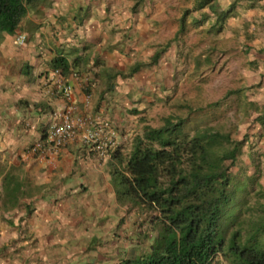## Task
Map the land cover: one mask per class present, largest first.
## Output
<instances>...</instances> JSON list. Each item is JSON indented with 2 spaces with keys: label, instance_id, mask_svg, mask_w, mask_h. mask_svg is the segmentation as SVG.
<instances>
[{
  "label": "crops",
  "instance_id": "crops-1",
  "mask_svg": "<svg viewBox=\"0 0 264 264\" xmlns=\"http://www.w3.org/2000/svg\"><path fill=\"white\" fill-rule=\"evenodd\" d=\"M137 1L45 0L15 32L0 31V197L11 168L21 169L16 174L25 183L17 206L4 208L0 201V264H118L142 247L148 230L118 201L111 156H99L82 133L55 155L27 152L68 110L110 120L111 151L124 148V140L132 145L140 131L131 126L141 119L131 120L171 93L173 66L156 21L164 6L159 10L157 1L135 8ZM233 1L234 16L223 31L231 35L234 26L233 32L252 33L249 54L257 71L248 85L264 94V0ZM19 34L26 36L22 44ZM159 51L156 64L129 75L133 65ZM60 56L70 64L67 73L54 67ZM118 72L128 76H114Z\"/></svg>",
  "mask_w": 264,
  "mask_h": 264
},
{
  "label": "trees",
  "instance_id": "trees-1",
  "mask_svg": "<svg viewBox=\"0 0 264 264\" xmlns=\"http://www.w3.org/2000/svg\"><path fill=\"white\" fill-rule=\"evenodd\" d=\"M44 2L0 0V31L15 32L27 14ZM211 2L199 0L197 9L209 6L216 15L212 29L221 32L226 20L234 16L235 4L218 10ZM161 54L156 52L147 63H136L129 75L156 64ZM53 62L62 73L70 70L65 57ZM119 74L128 76L121 72L114 76ZM257 120L264 124V111ZM187 121L169 115L160 126L146 125L134 137L129 152L121 146L112 152L117 199L128 211L136 209L146 215L144 222L149 223L151 233L145 237L152 239L147 252L118 264H215L219 253L229 264H264V209L256 220L251 215L238 222L244 200L236 201L237 193L247 187L229 166L237 162L243 141L213 127L197 128L192 134L185 130ZM16 172L20 174L21 169L11 168L3 177L0 201L4 208L17 206L25 193V183ZM225 217L231 224L239 223L229 238L225 237Z\"/></svg>",
  "mask_w": 264,
  "mask_h": 264
},
{
  "label": "rangeland",
  "instance_id": "rangeland-1",
  "mask_svg": "<svg viewBox=\"0 0 264 264\" xmlns=\"http://www.w3.org/2000/svg\"><path fill=\"white\" fill-rule=\"evenodd\" d=\"M157 1H160L159 10L164 6L156 21L163 29L164 55L173 66L172 91L166 94L163 102L157 104L153 100L142 116L131 120L135 123L141 119L140 128L133 125L131 128H138L135 131L143 133L146 125L160 126L165 117L173 115L186 117L185 130L192 134L197 128L213 127L243 141L237 162L229 166L230 172L247 187L237 193L236 201L244 200L243 214L238 222L251 215L256 220L264 209V124L257 120L264 111V94L248 85L249 78L257 71L249 54L253 35L244 29L233 32L234 26L228 28L231 35L227 30L217 32V27L212 29L216 15L212 14L209 6L197 9L199 0H138L134 7L144 3L154 7ZM211 1L218 10L223 7L229 9L231 3L237 4L233 0ZM261 32L264 33V29ZM220 100L219 105H214ZM122 142L125 151L129 152V140ZM130 212L132 221L146 218L139 210ZM224 219L225 237L229 238L239 223L231 224L226 217ZM137 222L132 225L135 233V229H140ZM142 223L144 229L151 233L149 223ZM141 239L142 247L133 248L137 250L131 256L149 250L152 239ZM217 263L229 264L221 253L215 259Z\"/></svg>",
  "mask_w": 264,
  "mask_h": 264
},
{
  "label": "built area",
  "instance_id": "built-area-1",
  "mask_svg": "<svg viewBox=\"0 0 264 264\" xmlns=\"http://www.w3.org/2000/svg\"><path fill=\"white\" fill-rule=\"evenodd\" d=\"M26 36L19 34L18 43L22 44ZM59 71V70H58ZM72 87L63 86V92L70 96ZM94 125V127H93ZM82 133L84 143L92 144L96 153L101 157H110V147L115 145L114 141H109V137L115 135V129L110 120H94L83 116L73 115L72 110L64 112L60 117L55 118L48 127L45 135L31 144L27 150L32 155H42L44 157L57 154L68 142L74 140ZM108 133V135H106ZM219 264V263H217Z\"/></svg>",
  "mask_w": 264,
  "mask_h": 264
},
{
  "label": "clouds",
  "instance_id": "clouds-1",
  "mask_svg": "<svg viewBox=\"0 0 264 264\" xmlns=\"http://www.w3.org/2000/svg\"><path fill=\"white\" fill-rule=\"evenodd\" d=\"M115 148H116V147H115ZM110 149H111V148H110ZM110 149H109V151H110V153H111V155H112V152H113V151H111ZM111 155H110V156H111Z\"/></svg>",
  "mask_w": 264,
  "mask_h": 264
}]
</instances>
